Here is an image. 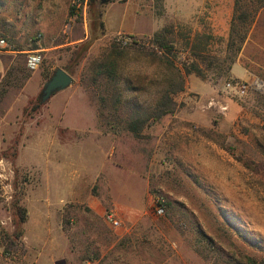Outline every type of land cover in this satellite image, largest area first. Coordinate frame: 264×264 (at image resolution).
<instances>
[{"label":"rangeland","instance_id":"rangeland-1","mask_svg":"<svg viewBox=\"0 0 264 264\" xmlns=\"http://www.w3.org/2000/svg\"><path fill=\"white\" fill-rule=\"evenodd\" d=\"M73 1L0 0L2 34L21 52L4 54L0 73V264H264V0H240L259 11L235 63L246 56L261 64L243 60L252 74L243 98L226 89L237 80L232 69L220 77L209 65L227 56L235 0H164L163 17L155 0H88L70 18ZM169 24L183 60L187 37L213 36L203 65L209 77H197L208 91L190 90L187 76L177 111L135 138L125 122L146 117L163 88L164 70L146 57L148 38ZM86 33L97 40L76 59L81 44L73 41ZM123 39L126 103L100 109L105 83H93L91 65ZM30 52L42 56L35 71ZM6 62L0 57V72ZM10 66L25 68L29 80L10 83ZM58 68L73 83L41 104L54 73L46 76ZM199 133L220 151L198 155ZM159 199L168 203L160 218Z\"/></svg>","mask_w":264,"mask_h":264},{"label":"trees","instance_id":"trees-1","mask_svg":"<svg viewBox=\"0 0 264 264\" xmlns=\"http://www.w3.org/2000/svg\"><path fill=\"white\" fill-rule=\"evenodd\" d=\"M100 1L101 0H90V4H98ZM155 1L157 3L155 5L156 16L163 17L164 0ZM258 11L259 8H257L254 13H250L243 8L240 0H235L234 14L230 25L229 39L226 47L227 56L224 60L214 58L209 64L211 66L215 64L218 76L224 77L231 71L233 64H235V61L247 40ZM69 17H78L75 8L72 6L70 8ZM101 26L102 28L104 27L103 24ZM175 31L176 28L174 25H165L148 38V41L152 46V51L148 53V56L146 57L151 60L152 65L155 67L159 66L164 70V79L162 82L163 88L151 101L149 112L146 117L143 118L139 114L134 113L132 118L125 122V130L135 138H142L144 130L150 124L159 122L164 117L173 115L177 111L178 104L175 101V96L185 92L187 76L195 75L202 80H206L209 77L205 68H203V65H206L209 60L206 54L209 52L208 48L210 42L213 40V36L208 34H196L193 38L187 37L185 45L190 53L189 56L183 60L180 56L176 55L178 51V39ZM102 35H104L103 31ZM96 40V37H90L77 49L78 51L76 54L79 56L73 57L76 59H82L84 54L89 51ZM133 43L135 44L137 41L132 42V44ZM122 44L123 40H119L118 44H114L108 56H104L101 61L95 60L91 65L93 83L96 85L101 79H104L105 83V95L100 96V109L110 107L114 112H117L122 104L124 102L126 103V90L121 84V72L126 61V56H122ZM140 47L145 50L143 46ZM63 70L69 73L68 69L63 68ZM54 72L55 71L47 75L46 78H50ZM7 77L10 80V83H19L20 86H22L29 80L30 73L25 68L10 66L7 71ZM232 81L237 82V80ZM131 89L132 91H136L137 88L132 87ZM165 206L167 212V202L165 203ZM18 211L20 214L19 225H22L26 221V214L23 210L21 212V209H18ZM203 241L207 242V244H211L207 238L203 237ZM247 260L249 261L247 264H258L251 258H247ZM237 264L243 263L239 262Z\"/></svg>","mask_w":264,"mask_h":264},{"label":"built area","instance_id":"built-area-1","mask_svg":"<svg viewBox=\"0 0 264 264\" xmlns=\"http://www.w3.org/2000/svg\"><path fill=\"white\" fill-rule=\"evenodd\" d=\"M88 6V0H74L72 7L75 8L76 15H79L78 12L81 10L86 11ZM123 43L127 44V40L123 39ZM21 53L18 52L16 49H14L9 41L4 37L2 34V30L0 29V54H17ZM42 63V56L38 52H30L28 54L27 58V65L28 67L35 71L36 69L39 68V66ZM226 89L229 94H232L234 96L243 98L247 95L250 85L247 82H242V81H237V82H228L226 84ZM165 201L164 200H157V203L155 204L153 208V213L156 217L160 218L163 217L166 213V206H165ZM107 220H109L114 227H119L121 224L119 221L114 219L113 215H107Z\"/></svg>","mask_w":264,"mask_h":264},{"label":"crops","instance_id":"crops-1","mask_svg":"<svg viewBox=\"0 0 264 264\" xmlns=\"http://www.w3.org/2000/svg\"><path fill=\"white\" fill-rule=\"evenodd\" d=\"M70 13V10H68V15ZM161 27V25H158L156 29H153V33H155L156 31H158V29ZM131 35L136 36V35H140L143 34L142 32H130ZM147 34V33H144ZM89 39L88 34L86 33V35L78 40L73 41V43L75 44H82L84 42H86ZM1 59H3L5 62L6 60V56L4 54H0ZM246 59L247 61H249L250 63H252L253 65H256L258 68H261V64L252 60L251 58H248L246 56H239L237 62L233 65L232 68V75L235 79L242 81V82H247L249 85V81H250V77L252 76V74L247 70V68L245 66H243V60ZM8 64L6 62V65L4 67V70L0 73L5 72L6 68H7ZM191 83L192 88H190V90L195 91V89H198L196 91H200L204 94L207 93L208 91V86L205 82H202L201 80H199L197 77L195 76H189V85ZM251 87V85H250ZM194 88V89H193ZM183 126H188V124H186V122H183ZM195 139H197V141H195V146H194V150L197 151L198 155L203 156V154L205 155V153L207 152V150L210 149V151H220L219 148H216L212 146V143H210V147H207L209 144V142H211L209 139H207L205 136H203L202 134H197L195 135Z\"/></svg>","mask_w":264,"mask_h":264},{"label":"water","instance_id":"water-1","mask_svg":"<svg viewBox=\"0 0 264 264\" xmlns=\"http://www.w3.org/2000/svg\"><path fill=\"white\" fill-rule=\"evenodd\" d=\"M108 1L109 0H101L102 3ZM73 80V77L69 73L58 68L42 89L40 94L41 104H46L53 96L68 89L72 85Z\"/></svg>","mask_w":264,"mask_h":264}]
</instances>
